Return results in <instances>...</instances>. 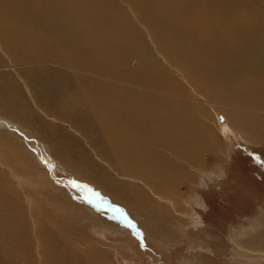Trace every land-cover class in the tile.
I'll return each mask as SVG.
<instances>
[{
  "label": "rangeland",
  "instance_id": "obj_1",
  "mask_svg": "<svg viewBox=\"0 0 264 264\" xmlns=\"http://www.w3.org/2000/svg\"><path fill=\"white\" fill-rule=\"evenodd\" d=\"M117 1L121 5V17L100 27L104 30L99 39L106 41L112 34L118 37V33L125 31L123 25H130L140 42L148 46L147 51L157 56L176 82L186 88L190 97L164 95L194 107V125L199 131L203 130L201 137L205 142L208 139L211 146L207 143L203 147L202 165L195 164L196 167H192L194 164L188 159L177 156L178 161L187 167L189 179H183L179 190L166 192L167 196L153 194L144 186L142 179L125 174L113 163L112 144L108 137H120L122 132L111 129H118L119 121L124 117L113 112L119 111L120 103L112 101L105 105L107 98L100 91L106 82L111 83L108 89L117 85L127 90L142 88L145 82L131 86V72L112 80L109 74H98L93 70V74L89 73L92 76L78 77V67L75 66L81 64L78 59L73 56L70 63H63L59 59L60 49L53 47L44 34L33 43L27 41L31 39V30L20 24L10 28L8 24H0V117L9 122V126L0 127V160L4 162H0V194L5 191L11 200L15 195L19 196L23 210V217H8L0 205V221L5 217L8 221L15 219L20 235L17 239H9L8 235L9 243H2L0 264H44L42 251L45 247L42 243L47 247L54 241L53 244H61L66 251L70 250L69 254L74 252L82 264H264V131L254 133L257 138L253 136L254 139L248 141L244 137L250 132L248 129L243 134L226 121L228 130L226 135L223 134L219 123L224 122L226 114L235 115L246 108L239 102L235 103L238 96L227 94L225 87L212 82V89L219 95L218 101L203 98L201 87L188 77L182 78V72L171 69L170 64L155 51L153 42L159 40L154 36L153 41L147 35L148 24L137 3L134 0ZM245 5L247 10L228 12L233 23V19L240 21L243 18L245 27L264 22L256 18L254 6L249 1L245 0ZM178 11L176 8L172 15H177ZM172 20L176 21L178 28L184 27L190 34L185 36L190 40L187 46L190 43L192 48L197 47L195 41L199 42V35H191L186 19L173 16ZM258 31H264V28H258ZM201 43L207 42L203 39ZM227 48V52L234 50ZM186 65L180 67L187 69ZM128 66L135 73L140 67L133 56L121 70L127 71ZM110 69L116 71L112 66ZM162 69L153 65L149 72ZM143 73L146 75L148 71ZM235 76L234 85L240 80L237 73ZM259 77L263 83L255 82L264 90V75ZM85 78L91 81L90 86H95L92 89L85 85L90 90L88 93H84L85 86H74L84 83ZM98 88L100 94H96ZM93 91L95 94L90 97L95 100L85 97L81 107L74 101L77 95L67 103L72 93L87 95ZM253 97L258 105L253 102L252 106L259 109L251 110V115L258 120L255 127L264 128V105L260 92L254 91ZM103 110L107 113L105 120ZM217 115L223 116V120ZM12 126L18 127L20 134L12 131ZM136 138L141 149L147 146L151 151L150 157L163 156L168 150L137 135ZM218 141L222 145H218ZM215 164L218 169H227V179L214 185L210 191L200 193L194 186L197 175ZM12 169L15 175L10 173ZM179 174L183 175L182 172ZM3 181L10 184L9 188L2 187ZM118 182L125 186L137 183L146 192L150 191L152 200L144 203V206H150L137 208L130 205L126 187L117 186ZM156 184L169 189L164 182ZM201 195L209 205L207 213L201 210ZM54 249H51V261L56 256Z\"/></svg>",
  "mask_w": 264,
  "mask_h": 264
},
{
  "label": "bare ground",
  "instance_id": "obj_2",
  "mask_svg": "<svg viewBox=\"0 0 264 264\" xmlns=\"http://www.w3.org/2000/svg\"><path fill=\"white\" fill-rule=\"evenodd\" d=\"M247 1L254 6L253 11H256V18L264 20V0ZM134 2L137 3L141 15L148 24L147 35L153 41L155 40L154 36L159 40L153 42L155 51L161 55L163 61L170 64L171 69L176 68L178 73L179 71L182 72L180 74L181 77L183 76L182 78L186 79L188 77L198 87H201L203 98H210L212 102L218 101L217 97L219 95L217 96L218 93L212 89L214 86L211 83L213 82L214 85L225 87L227 94L237 95L239 100L235 103L239 102L246 107L235 115L232 113L233 111L231 112L232 115L225 111L227 113L225 120H223V116L217 115L222 117L224 121L219 123L223 134L228 130L226 121L233 124L234 129L235 127L238 130L240 129L243 134L249 130L247 136H244L248 141L254 139V133L264 131V128L255 127L258 120L256 116L251 115L253 113L251 110H259L252 106L253 102L258 105L255 97H253L254 91L258 90L260 92L263 100L262 105H264V90L261 89L262 86L257 85L255 82H262L263 80L259 76L264 75V31H258V28H264V22H261L258 26L245 27V18L240 21L233 19V13L247 10L245 0H134ZM120 6L117 0H0V24H8V28L20 24L23 28L31 30L30 33L28 32L31 39L29 38L27 41H33V43L37 42L39 35L44 34L53 47L60 49L61 57L59 59L63 63L69 62L75 56L78 62L83 64L82 68L81 64L75 65L78 67V70H76V76L78 77L92 76L89 73L93 74L91 72L93 70L98 74L104 72L109 74V79L112 80L115 77L126 76V72H131L132 80L129 82L131 86H134L136 82H145V86L139 89L129 88L127 90L117 85L110 86L108 89L111 83L107 82L101 88L99 87L100 91L104 92L103 97L107 98L104 104L107 105L112 101H117V103H120L119 111L113 112L120 113L124 117L123 121H119L118 129H111L122 132L120 137L117 139L108 137L112 144V160L125 174L142 179L144 186L153 194L162 193L167 196L166 192L179 190L183 179H189L190 177L187 167L178 161L177 156L184 160L188 159L189 163L194 164L191 165L192 167H196L197 164L202 165L203 147L207 146V143L209 146L211 144L208 139L205 142V139L201 137L203 130L199 131L194 125L196 124L194 107L190 103L173 100L164 95L168 93L174 97H180V95L190 97L186 88L173 78L171 71L161 65V60L152 52L150 54L147 51L148 46L146 43L140 42L139 38L135 36L136 31L130 25L124 24L125 31L122 34L118 33V37L112 34L106 41L99 39L100 33L104 30L100 27L106 26L108 22L121 17ZM176 8L179 9L178 14L172 15ZM230 11H233L230 16L235 21L234 23L228 17ZM173 16H180V19L184 17L191 35H199V42L195 41L197 47L192 48L193 44L190 43L187 46V42H190V40L185 36L190 34L186 33L184 27L178 28L176 21L172 20ZM0 26L2 27V25ZM12 30L15 31V29ZM206 32L208 33L205 37ZM16 39H19V37ZM203 39L207 43L202 44ZM227 46L234 50L227 52L226 49H229ZM132 56L137 59L140 65L139 69L135 73L128 66L127 71H122L121 68H126L127 60ZM183 64H187V69L180 67ZM153 65L164 69L149 72ZM111 66L116 68V71L111 70ZM86 70L87 72H85ZM146 71L148 73L145 75L143 72ZM208 73L211 76L207 77ZM236 73L240 80L234 85ZM83 80L84 83H77L74 86H90L91 81L89 82L86 78ZM195 84L194 86H196ZM90 87L95 88L93 84ZM99 88L96 94H100ZM192 90L190 91L192 92ZM89 91L85 86L84 93ZM92 94H95V91L87 95L72 93L68 97L67 103L69 104L72 96L77 95L74 101L79 103L81 107L84 105L85 97L95 100L90 97ZM62 109L66 110L65 108ZM108 112H112V110H108ZM235 112L237 111L235 110ZM106 115V111L103 110L104 120ZM8 123L0 117V127H7L9 126ZM15 127H11L12 131L19 133L18 127ZM133 130L138 133L136 134ZM136 135L143 140L155 143L160 148H168L167 152H162L163 156L150 157L149 153L151 151L147 150V146L145 149H141L138 146L139 143L136 144L139 142ZM218 145H222V143L219 142ZM0 162L2 161L0 160ZM179 172H182L184 176ZM10 173L15 175L13 169ZM120 182L117 183V186L126 187L125 193L130 205L137 208L150 206H144L145 202H151L152 200L150 191V193L146 192L137 183H134L137 185L125 186ZM156 182L166 183L169 189L167 190L164 186L159 187ZM1 185L9 188L10 184L3 181ZM4 192L2 191L3 194H0V205L5 211V215L15 216V218L17 215L23 217L19 196L15 195L11 200ZM8 220L5 217L0 221V246L3 242L5 244L9 243L6 239L8 235L9 239H17L19 235L17 231L19 226L15 219ZM47 229L46 232L50 230ZM43 234L45 235V233ZM54 242L47 245V247L42 243L45 247L42 251L43 257L41 255L44 264L46 262V264H53L54 262L55 264L83 263L74 252L69 254L70 250L66 251L61 244H53ZM51 249H54V254H56L54 260L52 257L53 261L50 260Z\"/></svg>",
  "mask_w": 264,
  "mask_h": 264
},
{
  "label": "clouds",
  "instance_id": "obj_3",
  "mask_svg": "<svg viewBox=\"0 0 264 264\" xmlns=\"http://www.w3.org/2000/svg\"><path fill=\"white\" fill-rule=\"evenodd\" d=\"M228 172L226 168H216V164L211 168L197 175L195 187L200 193L210 191L214 185L219 184L227 179ZM203 201L202 211L207 213L209 211V205L204 200L203 196H200Z\"/></svg>",
  "mask_w": 264,
  "mask_h": 264
}]
</instances>
